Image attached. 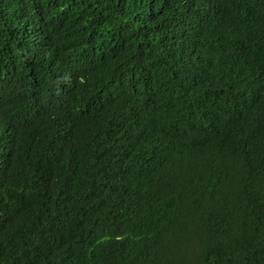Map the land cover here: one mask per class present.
I'll return each mask as SVG.
<instances>
[{
    "label": "trees",
    "instance_id": "1",
    "mask_svg": "<svg viewBox=\"0 0 264 264\" xmlns=\"http://www.w3.org/2000/svg\"><path fill=\"white\" fill-rule=\"evenodd\" d=\"M0 264H264V0H0Z\"/></svg>",
    "mask_w": 264,
    "mask_h": 264
}]
</instances>
